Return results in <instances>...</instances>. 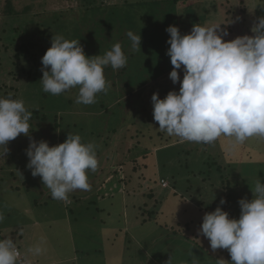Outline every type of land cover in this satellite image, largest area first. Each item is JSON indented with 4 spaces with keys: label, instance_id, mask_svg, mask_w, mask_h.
I'll return each mask as SVG.
<instances>
[{
    "label": "rangeland",
    "instance_id": "1",
    "mask_svg": "<svg viewBox=\"0 0 264 264\" xmlns=\"http://www.w3.org/2000/svg\"><path fill=\"white\" fill-rule=\"evenodd\" d=\"M125 1L128 2V20L130 25L125 29L124 33L119 34L113 40L116 39L121 42L122 50L128 56L127 64L131 65L128 74H133L136 71L135 68L145 66L154 50V46L160 44V39L163 36L160 32L162 28L155 30L154 23L157 21L162 23V20L169 22L166 16L167 11L162 12L163 7L167 10L168 7L161 0H0V49L3 44L11 43L14 51L18 41L17 37L21 35V32L34 34L36 37L35 41L44 43L47 48L51 47L53 38L49 34L35 33L31 28L27 30L26 28L28 27L24 24H17L16 19L6 20L9 17L7 15L9 3L11 8H13V12L21 15L20 20L29 18L41 21L54 14H69L67 16L70 17L93 5L99 6L102 4L107 6L119 3V6L122 7ZM202 1L210 4L213 1L224 0ZM252 1H254L256 7L258 6L257 8H264V0ZM180 4H182V1L178 2L177 6ZM26 9L27 13L24 15L23 12ZM238 12L240 11L238 10ZM135 23L137 30L134 33L141 35V50L133 51L129 39L124 38L127 37V31H133L132 25ZM175 26L178 27L181 34L190 33L187 30L190 29L187 25H184L183 28L180 23H176ZM47 29L50 30L49 27ZM163 32L165 33L164 28ZM62 33L67 35V27H64ZM152 37L156 41H152ZM167 37L170 38V35H167ZM109 43H111L110 39ZM160 45H163V43ZM0 58H2V54H0ZM23 69L25 67L22 62L19 61L17 65L13 66L10 59L3 58L0 64V97L5 98V93L11 94L13 92L15 99H22L26 109H29L31 113L34 111L36 113L32 115L33 118L30 120V128L33 127L34 130L30 134L31 138L36 141H40L42 138L52 141L57 135L51 133V131L49 134L47 131L42 130V128H48L49 124H43L41 129L37 125L42 123L41 118L43 116L52 120L56 114L55 106L58 102L46 96L41 82L34 81L33 78H27L23 73ZM178 85H180L179 82ZM139 89L140 87H135L134 91L137 92ZM62 94L65 95L64 93ZM51 106H53L54 112L50 110ZM58 106L64 107L62 104H58ZM61 113L62 116H65V112ZM135 130L134 126L128 127L125 150L126 148L132 149L135 145H137L136 150L142 151L148 148L147 153L151 150H157L156 148L159 147H176L157 154L155 169L152 173H149L151 181L148 178L147 167H145V164L148 163L146 155L140 157V161L138 159V162L132 163L127 170V176L125 167L119 165L116 168L117 178L113 173L107 177L104 174L102 179L112 193L117 190L116 192L119 191L121 194H125L129 188L132 193L142 197L143 203L148 202L150 203L149 205H152L148 209H151L156 201H161V205L157 208L159 209L162 206V210L165 213L164 216L160 215L162 217L160 222L159 220L151 221L150 223L149 221L147 223L138 222L135 219V210L132 206L124 209V207L119 205L110 214L109 211L112 210L109 208L110 206L108 207L97 201V199H92V197H89L90 200L97 201L96 204L82 201L79 203L73 202V204L69 198V202H65V209H68L67 213L59 210L56 203L52 212H50L44 206L49 196H51L48 192L49 189L46 188L48 191H44L41 197L38 190L40 186L44 187L41 178L39 177V182H37L38 188L30 184V182L35 184L31 180L33 177L31 170L27 168L29 158L26 155V149L29 146L30 139L21 134L14 141L9 142L7 145L9 151L5 154V157L0 156V213L4 215L3 222H0L1 238L11 236L23 257L32 258V261H35L38 257V259H43L47 264H59L60 261L68 258V262L64 264H133V262H139L140 256H132L133 251H135V245L129 243L125 235L122 236L124 243L121 245L113 241L115 239H113L114 231L118 227L117 222H119L124 223L122 224L124 230L125 228L126 230L127 228L129 229L128 237L132 241H135L132 237L138 238L139 240H137L142 244V248L149 251L151 255L161 256L162 263L153 256V260L156 262L153 264H167L171 257L173 264H180L179 262L183 258L187 259V262L183 264H191L193 258L199 259L200 264H209L203 258L207 256L213 259L215 255L211 248L206 251L208 254L212 252L211 256L204 251L205 255L200 254L202 250L200 246L207 244L208 239L205 240L203 238L202 241L204 242L199 244H195L191 239H188L186 235L187 232L189 233L187 230L189 228L188 226L186 227L187 224L185 222L191 221V224L201 226L202 218L207 213L204 208L213 205H216V207L220 206L222 210L228 212L230 218L239 217L240 206L238 201L242 198L251 200L253 198L251 188L254 187L256 180L260 179L264 182V140L253 137L243 144L233 146L230 138L222 136L218 138L212 149L207 150L204 157H202L203 155L201 156L200 154L204 149L200 148L197 151L194 147L198 143L181 142L179 138L168 136L166 132H162L159 126H152L151 134L155 138L149 145H145L142 141V145H139L140 140L134 139ZM159 133L164 136L158 138L157 135ZM158 141L162 144L158 143L155 147ZM134 152L137 154V151ZM219 156L222 158L219 162L211 159L213 157L219 158ZM205 157L206 160L204 159ZM128 178L130 183H128ZM203 178L206 183L209 182L214 187L207 186L206 188L200 183ZM161 179L164 181L160 182ZM115 180H119L120 185L109 184ZM148 185H151V189ZM220 185L224 186L225 190L223 193L218 188ZM20 188L22 189L19 190ZM190 190H193L194 201H191L190 196H181L190 192ZM173 193L176 196H180L183 201L192 202L193 205L187 206L185 203H180L179 200L175 202L176 198H179L171 195ZM202 193L203 198L201 199L199 197ZM71 194L77 196L79 190ZM149 194L154 195L153 199H147L146 196ZM228 195L229 197H227ZM222 198L226 200L223 205L220 204ZM201 202H204V204L199 207L198 204ZM121 203L123 205V202ZM40 204H43V206H39ZM35 207L40 211L36 210ZM106 214H110V218ZM156 217L158 218V216ZM103 220L104 224L101 223ZM174 220L177 221V228L173 224ZM36 221H39L41 227H35ZM20 230H22V239H16L17 232ZM70 231L73 235L69 233ZM179 231H183V233L186 231V235H182ZM106 233L112 234L108 235ZM107 235L109 239L106 245L104 239ZM41 236L47 238V250L42 255L33 256L27 252V249L36 244ZM78 249L81 252L76 253L75 251ZM226 253V256H219L230 261V255L228 252ZM22 260L20 254L19 262L21 261V264H29ZM35 263L42 264L38 260Z\"/></svg>",
    "mask_w": 264,
    "mask_h": 264
},
{
    "label": "clouds",
    "instance_id": "2",
    "mask_svg": "<svg viewBox=\"0 0 264 264\" xmlns=\"http://www.w3.org/2000/svg\"><path fill=\"white\" fill-rule=\"evenodd\" d=\"M222 24H194L188 34H181L174 25L166 29L170 34L166 54L173 66L169 76L180 87L163 99L158 93L152 95L153 118L162 132L181 142L213 144L224 136L236 146L253 137L264 140V16L253 23V35L230 41L224 40L229 33L221 29ZM126 36L133 51L141 50L140 34L129 30ZM127 63L119 42L103 55L89 57L79 40L55 34L42 57V89L57 96L76 88L75 102L91 105L99 93L107 94L111 87L105 67L119 70ZM31 116L22 99L0 97V156L5 157L9 142L23 134L30 139L27 168L33 177L41 178L52 199L69 202L70 193L91 191L88 172L99 167L96 145L82 142L79 134L72 133L54 146L36 141L30 135ZM251 191V200L238 201V218H230L220 206L202 218L199 235L209 240L213 252L227 250L231 258L218 259L217 264H264V182L257 179ZM225 203L222 198L220 204ZM3 220L0 213V222ZM46 244L47 238L41 236L27 252L42 255ZM19 257L12 237L0 238V264H21ZM167 264H173L172 257ZM191 264L200 261L193 258Z\"/></svg>",
    "mask_w": 264,
    "mask_h": 264
},
{
    "label": "trees",
    "instance_id": "3",
    "mask_svg": "<svg viewBox=\"0 0 264 264\" xmlns=\"http://www.w3.org/2000/svg\"><path fill=\"white\" fill-rule=\"evenodd\" d=\"M161 1L166 7H168V10L163 7L162 12L167 11L166 16L168 17L169 22L162 20V23L158 21L154 23L155 30L162 28V31L160 32L163 36L160 39V44L163 43V45L159 44L154 46V50L152 51L151 56L148 58L145 66L135 68L136 71L133 74H128V70L131 67V65L128 64L126 67L119 70H114L111 68V66L105 67V78L110 83L111 87L109 88L107 94L99 93L97 95L96 103L91 105L77 104L75 102L78 95V89L76 88L65 92V95L60 94L53 96L49 93H45V95L49 96L50 99L56 100V102H58L55 106L56 114L53 116L52 120L43 116V118H41L42 123H38L37 125V127L40 126L41 129L43 124H49L48 128H42V130L47 131L49 134L51 131V133L57 135L55 136V139H52L53 142L49 139L45 140L42 138V140L47 141L50 146L58 145L59 143L64 142L69 133L79 134L82 137V142H92L96 145V155L99 161V167L95 172H88L91 191L79 190V194L77 196L70 193L69 198L71 199L72 203H79L82 201L96 204L97 201H100L108 207L110 206L109 208L112 209L109 211L110 214L114 212V208L119 205L124 207V209H127L128 206H132V208L135 210V219L138 222L140 221L143 223H147L148 221L150 223L151 221L155 220H159V222L161 221L162 217L160 215L164 216L165 213V211L162 210V206H160L159 209L157 208L159 205H161V201H156L154 206L151 209H148L152 205H149L150 203L148 202L143 203L142 197L132 193L129 188L126 190L125 194H121L119 191L116 192L117 190H115L113 193L109 191L110 188L107 186V184H104L102 177L104 174H106L107 177L114 173L115 177L117 178L116 175H118V173L116 172V168L119 167V165L125 167V174L127 176V170L132 165V163L140 161V157H144L146 155L145 157L147 158L148 163L145 164V167H147L148 178L151 181L149 173H152L155 169V158L157 154L159 152H165L172 147H176H159L156 148L157 150H151L147 153L148 148H145V151L138 149L136 150L137 145H135L132 149L126 148L125 150V139L128 127H135L136 134L134 135V139L140 140L139 145H142V142L145 143V145H149L154 141L155 137L151 134L152 126L158 127L159 125L158 122H155L153 118V105L151 101L152 95L154 93H158L159 98L163 99L169 91H179L180 85H178V82L173 84L169 76L173 66L170 63V57L166 54L167 49L170 47V45L167 43L169 40L167 35L170 34L166 32V29L169 26H175L176 23H180V26L183 28L184 25H187L190 29H192L194 24L207 26L213 23H223L221 25V29L226 30L229 33L224 37V40L230 41L235 39L237 36H243L246 34L253 35L251 32L253 23L256 22L259 17L264 16V8H257L258 6L256 7L254 5V1L252 0H224L225 2L213 1L210 4L202 0ZM180 1H182V4L177 6V3ZM8 8L9 10L7 11V15L9 17L6 20L16 19L17 24H24L26 27H28L26 28L27 30L31 28L35 33L38 34H49L51 37L55 34H60L68 40H79L80 44L84 48L85 54L89 57L103 55L107 51L111 50L112 46L118 42L116 39L113 40V38H117L119 34L124 33L125 29H127V27L130 25L128 20L127 1H125L124 6L122 7L119 6V3H116L115 5L110 4L107 6H103L102 4L99 6L93 5L92 7L85 8L79 13H76L77 15L75 14L69 17L67 16L69 14H54L51 17L44 18L41 21L29 18L20 20L21 15H19V13L13 12V8H11L10 3ZM238 10L240 12H238ZM23 13L25 15L27 13V9ZM48 27L50 30L47 29ZM64 27H67V35L62 33ZM132 27L133 32H135L137 30L136 23L133 24ZM163 28L165 33L163 32ZM190 29L187 30L190 32ZM20 34V36H16L18 41L16 40L17 44L15 45L14 51L12 49L13 44L11 43H6L1 46L0 54H2V58H0V64L3 61V58L10 59L13 66L17 65L20 61L25 67V69H23L24 75L29 79L33 78L34 81L41 82L40 80L42 79L43 75L41 71V68L43 67L42 57L48 48L44 43H37V41H35L36 37L34 34L23 32ZM109 39L111 43H109ZM124 39H127V37ZM152 41H156L155 38L152 37ZM2 43H4V41H2ZM178 72L182 80V69L178 70ZM10 73L12 74V72ZM135 87H140V89L135 92ZM5 94V98L10 96L11 98L15 99L13 92L11 94ZM58 104H62L64 107L58 106ZM50 108V110L53 111V106ZM27 110L30 111L29 109ZM61 112H65V116H62ZM33 114H36L35 111L32 113V115ZM32 118L33 116H31L30 120H32ZM30 132L31 134L34 132L33 127L30 128ZM41 136L43 137V135ZM163 136L164 135L160 133L157 135L158 138H162ZM158 143L162 144L160 141H158L155 147ZM214 145L215 142L213 144L198 143V145H194V147L197 151H199L200 148L204 149V151L200 154L201 156L203 155L202 157H204L205 152L209 149H212ZM134 151H137V154H135ZM216 157L211 159L216 162L222 160L221 156H219V158ZM204 159L206 160V157ZM199 173L201 172L199 171ZM39 179V176L32 177L31 180L34 181L35 184L32 182H30V184L38 188L39 185L37 182H39ZM162 181L164 180L161 179L160 182ZM114 183L115 185H118L119 180L112 181V183L109 184L114 185ZM128 183H130L129 178ZM200 183L206 186V188L207 186H213L209 182L206 183L204 178L200 181ZM148 187L151 189V185H148ZM218 188L220 189L221 193H223L225 190L223 185L218 186ZM21 189L22 188L19 190ZM38 190L40 191L41 197L43 196L44 191H48L45 186L43 188L40 186ZM48 192L50 193V190ZM192 192L193 190H190V192H187L186 195L190 196L191 201H194V194ZM171 195H173L175 198H179H176L175 202H178L179 200L180 203H185L187 206L193 205L192 202L189 203L185 200L183 201L180 196H176L174 193ZM181 196H185V194ZM89 197H92V199H97V201L95 202L90 200ZM122 197H124V199H122ZM146 197L147 199H153L154 195L149 194ZM227 197H229V195ZM199 198H203V193ZM51 199L52 197L49 196L48 201L45 202V204L43 203L44 206L50 210V212H52L55 203L59 210L65 213L68 212V209H65V202L57 200L55 202V200L52 199L54 201L53 202ZM121 202H123V205H121ZM43 204H40L39 206H43ZM203 204L204 202H201L198 204V206L201 207ZM35 209L40 211L36 207ZM215 209L216 205L204 208V210L207 212H212ZM110 214H106V216L110 218ZM156 216H158V218ZM97 218L99 217L97 216ZM190 222H185L187 224L186 227L188 226L189 228L187 229L189 233L187 232L186 235L187 230L184 233L183 231H179V233L188 236V239H191L193 242H195V244L204 242L202 241L204 237L198 233L200 226H195ZM101 223L104 224V220L101 221ZM117 223L118 227L114 231L115 234L113 239H115L113 241L121 245L124 243L122 236L125 235L129 243L135 245V251H133L132 256H140L143 258V248L142 244L138 241L139 239L132 237L135 240L132 241L128 237L129 229L127 228L126 230L125 228L124 230L122 226L124 223ZM176 223L177 221L174 220L173 224L175 227ZM17 233L18 235L16 239H22V230L18 231ZM106 234L111 235L112 233ZM108 235L104 239V243L106 245L107 240L109 239ZM205 240L207 239L205 238ZM17 248L19 249V247ZM200 248L204 249L205 251L209 250V240L207 241V244H203L200 246ZM152 256L161 257L159 255ZM185 262H187V259L183 258V260H181L179 263L182 264Z\"/></svg>",
    "mask_w": 264,
    "mask_h": 264
},
{
    "label": "crops",
    "instance_id": "4",
    "mask_svg": "<svg viewBox=\"0 0 264 264\" xmlns=\"http://www.w3.org/2000/svg\"><path fill=\"white\" fill-rule=\"evenodd\" d=\"M185 196L186 197H188L186 194H185ZM70 217V216H69ZM70 219H71V217H70ZM35 227H41L40 226V223H39V221H36L35 222ZM70 234H71V231L69 232ZM75 233V232H74ZM76 234V233H75ZM71 235H73V234H71ZM46 248H47V245H46ZM206 254H208L204 249H202L201 250V253L200 254H203V255H205V253ZM20 252V251H19ZM76 253L77 252H81L79 249L78 250H76L75 251ZM227 251L226 250H221V249H218L216 252H214V255L215 256H213V259H210V258H208L207 256H205L204 258H203V260L205 261V262H209V264H217V260L218 259H221V256H219V255H225L226 256V253ZM142 253H143V255H144V257L143 258H140V261L139 262H133V264H153V263H156V262H154V260H153V256L149 253V251H147L146 249H144L143 248V250H142ZM20 254H21V256H22V261L23 262H25V263H29V264H39V263H35L37 260L39 261V262H41L42 264L43 263H45V264H47L46 262H44V260L42 259V260H40V259H38V257H37V259L35 260V261H32L33 259L32 258H25V257H23V255H22V253L20 252ZM87 254V253H86ZM209 256H211L212 255V252L210 253V254H208ZM224 256V257H225ZM69 259V258H68ZM68 259H64V260H62V261H60L59 262V264H64L65 262H68ZM155 259H157V261H159V262H161L162 263V258L161 257H155ZM20 264V263H19ZM183 264V263H182Z\"/></svg>",
    "mask_w": 264,
    "mask_h": 264
},
{
    "label": "built area",
    "instance_id": "5",
    "mask_svg": "<svg viewBox=\"0 0 264 264\" xmlns=\"http://www.w3.org/2000/svg\"><path fill=\"white\" fill-rule=\"evenodd\" d=\"M163 182V181H162Z\"/></svg>",
    "mask_w": 264,
    "mask_h": 264
}]
</instances>
